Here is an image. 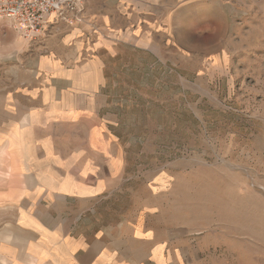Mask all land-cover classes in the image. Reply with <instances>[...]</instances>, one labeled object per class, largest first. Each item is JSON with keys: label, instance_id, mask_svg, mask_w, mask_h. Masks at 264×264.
<instances>
[{"label": "rangeland", "instance_id": "obj_1", "mask_svg": "<svg viewBox=\"0 0 264 264\" xmlns=\"http://www.w3.org/2000/svg\"><path fill=\"white\" fill-rule=\"evenodd\" d=\"M86 10L110 51L95 124L111 138L95 144L117 164L96 229L149 225L169 240L170 264H264V0H86ZM49 36L29 42L0 25L1 86L64 52ZM113 233L141 261L145 245L132 252L129 230Z\"/></svg>", "mask_w": 264, "mask_h": 264}, {"label": "crops", "instance_id": "obj_2", "mask_svg": "<svg viewBox=\"0 0 264 264\" xmlns=\"http://www.w3.org/2000/svg\"><path fill=\"white\" fill-rule=\"evenodd\" d=\"M89 27L56 24L50 41L60 37L64 52L40 57L30 80L0 85V264H170L169 240L149 225L95 227L117 164L95 144L111 138L95 124L110 51ZM126 230L132 252L145 245L141 261L112 243Z\"/></svg>", "mask_w": 264, "mask_h": 264}, {"label": "built area", "instance_id": "obj_3", "mask_svg": "<svg viewBox=\"0 0 264 264\" xmlns=\"http://www.w3.org/2000/svg\"><path fill=\"white\" fill-rule=\"evenodd\" d=\"M86 0H0V25L9 24L29 42L44 38L59 23L86 22Z\"/></svg>", "mask_w": 264, "mask_h": 264}, {"label": "clouds", "instance_id": "obj_4", "mask_svg": "<svg viewBox=\"0 0 264 264\" xmlns=\"http://www.w3.org/2000/svg\"><path fill=\"white\" fill-rule=\"evenodd\" d=\"M22 49H17L16 51L17 52H19V51H21ZM4 55L7 57V58H12V53L10 52V51H5V53H4ZM3 203H4V198L3 197H0V205H3Z\"/></svg>", "mask_w": 264, "mask_h": 264}]
</instances>
